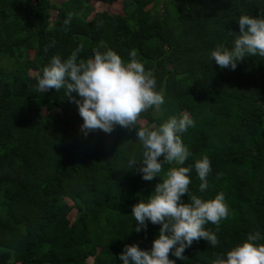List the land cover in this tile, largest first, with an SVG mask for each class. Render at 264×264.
<instances>
[{"label": "trees", "instance_id": "trees-1", "mask_svg": "<svg viewBox=\"0 0 264 264\" xmlns=\"http://www.w3.org/2000/svg\"><path fill=\"white\" fill-rule=\"evenodd\" d=\"M114 2L118 11L94 9ZM242 15L264 17V0H0V264H122L125 245L151 250L161 226L148 222L136 232L132 206L171 167L192 166L183 202L223 192L230 210L218 231L205 225L219 244L194 241L184 260L169 254L176 264H213L249 233L264 235V58L231 70L210 57L218 45L233 47L228 31L239 33ZM81 46L85 61L94 50L125 62L136 51L165 101L136 127L190 114L195 127L181 138L192 155L184 165L165 164L161 178L145 181L127 166L133 153L142 158L136 129L85 137L63 89L36 91L52 57L64 60ZM204 156L212 172L201 192L194 165Z\"/></svg>", "mask_w": 264, "mask_h": 264}, {"label": "clouds", "instance_id": "clouds-1", "mask_svg": "<svg viewBox=\"0 0 264 264\" xmlns=\"http://www.w3.org/2000/svg\"><path fill=\"white\" fill-rule=\"evenodd\" d=\"M73 15H67L65 26L70 25ZM238 24L239 33L228 31L229 35L235 34L233 47L229 49L221 44L210 53L221 69L235 70L238 62L249 57L264 58V17L242 15ZM81 50L82 46L64 60L53 56L37 78L36 91L47 93L63 89L78 106L83 120L80 130L85 137L97 130L111 134L117 126L136 129L142 158L138 160L133 153L127 166L140 173L143 180L161 178L165 164L184 165L192 155L181 138L189 128L195 127L190 114L173 116L152 128L136 127L142 113L153 108L160 110L165 102L163 94L155 90L154 74L145 70L144 64L136 58V51H131L130 60L125 62L110 49L94 50L93 57L85 61L78 59ZM194 167L201 181L199 190L203 192L209 187L208 177L212 172L209 157L197 160ZM191 171L192 166L169 168L148 199H140L132 206L136 232L146 231L148 222L161 227L151 250H143L137 244L125 245L119 255L122 264H176L169 254L184 260V251L194 241L203 239L213 247L219 244L216 233L207 230L205 225L212 223L218 231L221 221L229 217L225 194L220 192L210 200L191 195L190 202H183L182 197L189 194ZM261 240L264 235L260 232L249 233L244 242L219 254L213 264H264V244L257 243Z\"/></svg>", "mask_w": 264, "mask_h": 264}, {"label": "rangeland", "instance_id": "rangeland-1", "mask_svg": "<svg viewBox=\"0 0 264 264\" xmlns=\"http://www.w3.org/2000/svg\"><path fill=\"white\" fill-rule=\"evenodd\" d=\"M102 7H106L108 9H110L111 11H118L119 10V2H114L113 4L111 5H107V6H104V5H99L98 3H94V9L95 10H99L101 9ZM74 213L73 210H71L70 212V216H72V214ZM89 260V259H88Z\"/></svg>", "mask_w": 264, "mask_h": 264}]
</instances>
